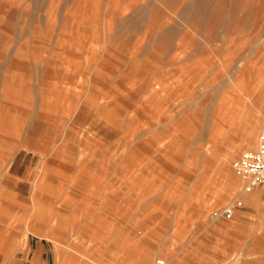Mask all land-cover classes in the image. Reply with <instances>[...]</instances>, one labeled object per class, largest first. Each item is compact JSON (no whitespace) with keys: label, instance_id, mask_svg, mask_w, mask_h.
<instances>
[{"label":"rangeland","instance_id":"374dc122","mask_svg":"<svg viewBox=\"0 0 264 264\" xmlns=\"http://www.w3.org/2000/svg\"><path fill=\"white\" fill-rule=\"evenodd\" d=\"M92 3L97 10L84 12ZM79 37L107 50L111 77L134 59L148 83L166 79L158 101L170 118L154 130L161 149L134 155L133 177L120 169L132 147L125 127L89 105L68 116L81 81L60 66L68 54L53 55ZM263 129L264 0H0V264H29L32 245L41 264H264V187L244 192L236 169ZM43 163L60 171L43 177L48 221L13 183L30 184ZM51 193L61 198L48 201ZM234 200L242 205L227 220Z\"/></svg>","mask_w":264,"mask_h":264},{"label":"bare ground","instance_id":"6f19581e","mask_svg":"<svg viewBox=\"0 0 264 264\" xmlns=\"http://www.w3.org/2000/svg\"><path fill=\"white\" fill-rule=\"evenodd\" d=\"M95 7L96 4L93 5L86 4L85 7L83 8V11L85 12L89 10L91 13H93L94 10H97V8ZM96 21H98V16L92 18V23ZM80 23H84V21L81 20ZM92 38H96V37H92ZM65 40L67 41V39ZM67 48H69L68 52L65 51L64 49L59 48L55 53V55H53L54 58L57 57L65 58L64 56L68 54L67 65L60 63V66L65 68L67 74L73 76L78 75L79 80L81 81L80 83L81 85L88 84L89 89L93 87L96 89L95 90L96 98L90 99L83 97V95L79 93L81 91L80 89L82 88L81 85L73 87L71 90L72 93H70L71 96L70 102L73 110L68 112L69 113L68 116L70 115V118L73 117V115L78 114L81 110H84L87 105H89L96 113L98 111L100 112V114L106 116L105 122H110L118 128L125 127L127 129L128 139L131 142L132 147L130 152L128 153L125 152L122 154L121 161L122 163L126 162V164H121L123 167H121L120 169L124 171L126 177L129 178L133 177L134 174L133 166L130 165V163L129 165H127V163L130 161L131 162L134 161V155H138L141 159L145 160L146 154L150 146L154 147L152 151H156V149L157 150L161 149V146L159 145L161 143L160 139H158L157 136L154 134V130L162 121L170 118V115H166L163 113L162 106L158 101L159 99L162 98L163 91L166 90L165 87L167 85L164 82V80L166 79L155 78L151 83H148L147 82L148 77L145 76L146 74L145 69L143 68V66H140L139 64L141 61L140 62L138 60L134 61V59H132L131 61L128 60L131 63V65L122 66L121 68H119L120 70L114 72V76L111 77L112 76L111 72H108L104 68L106 67L107 64V61L105 60L104 56L110 58L111 55L107 54V50H102V55H103L102 56L100 53V47L97 48L96 43L93 42L92 40L88 42V40L79 37L71 42L68 41ZM84 53H87L89 56H84ZM130 57L131 55L129 56V58ZM79 59H81V63ZM148 86H149V90L147 88ZM156 95L159 96L157 99L154 98V96L157 97ZM166 116L167 118H165ZM69 122L70 120L68 121V123ZM68 125L69 124H67V126ZM72 133H73L72 126H70V128L67 127L66 134L69 136ZM257 133L258 132L255 131V133L252 135L251 142H253V140L256 139ZM144 135L146 136L143 137ZM32 146H33L32 144H29L30 148ZM36 148L37 149L39 148L41 152L44 151L45 154L49 152L48 150H44L42 146H36ZM139 149H142L145 152L141 156L138 154ZM112 157L113 159L114 157H116L118 163L119 158H117L116 154H114V156ZM135 161H138V158ZM229 161L231 162V159H229ZM82 162L84 165L85 156L79 158L77 164L78 165L82 164ZM51 170H53V173L60 172L57 168L56 169L49 168L47 163H43L41 172L40 171L36 172L37 175L35 178H33L30 184L28 183L26 184V182L23 181H18V179L15 181L13 180L14 181L13 183L16 186L17 190L23 192L24 190L27 189L28 192L30 191L31 194L30 197L32 200V202L30 203H33L34 218L37 220L39 219L41 221L49 220L47 215H44V208H42V205L40 204L41 201L39 199V195L43 191L42 187H44V185H42L44 182L43 177H47L46 174L50 173ZM235 180H237L235 177L231 179V181L234 182L233 184L234 186L237 185ZM251 192H255V190H251ZM47 198L48 201H53L61 198V194L55 193L54 195L53 193H51V195L48 194ZM68 198L69 196H66L65 199ZM50 210L57 211L58 208H54V207L52 208L50 206ZM30 223L31 222L28 221V223L26 224L27 228H29L28 226L31 225ZM29 232L32 233L33 236L39 239H44L50 242L51 244L55 245V247L60 245L58 239H56L53 236V234L50 233L49 230L36 229V231L34 230L33 232L31 231ZM76 236L77 238H81V236L83 235L76 234ZM11 244L12 247L13 245L17 246L18 244L17 239L12 240ZM1 254L2 252H0V255ZM85 259L89 261L88 258L85 257ZM147 260H148V256L143 255L142 261L146 262ZM163 262L165 264V261Z\"/></svg>","mask_w":264,"mask_h":264},{"label":"built area","instance_id":"2783aa9c","mask_svg":"<svg viewBox=\"0 0 264 264\" xmlns=\"http://www.w3.org/2000/svg\"><path fill=\"white\" fill-rule=\"evenodd\" d=\"M236 169L238 175L245 181L244 192H249L256 187H264V129L256 149L243 152L238 159ZM241 205L240 201L234 200L223 208L222 217L227 220L232 219L235 210ZM154 264H164V262L158 259Z\"/></svg>","mask_w":264,"mask_h":264},{"label":"crops","instance_id":"0c3cea01","mask_svg":"<svg viewBox=\"0 0 264 264\" xmlns=\"http://www.w3.org/2000/svg\"><path fill=\"white\" fill-rule=\"evenodd\" d=\"M4 233H5V229L0 232V236L4 237ZM0 240L2 241V242L0 241V245L2 244V246L0 248L5 247L6 246L5 239L3 240L2 238H0ZM15 247H16V245H15ZM17 249L24 250L25 248H23V246H20V244H19L17 246ZM31 252H32V254H27V258H29V260H30L29 264H32L34 261L39 262L41 264L40 256L42 253V247L40 245H32ZM11 264H14V263H11Z\"/></svg>","mask_w":264,"mask_h":264}]
</instances>
